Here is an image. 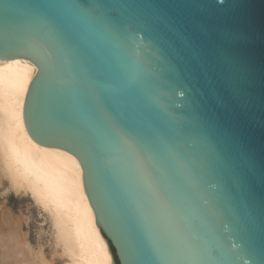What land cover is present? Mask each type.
<instances>
[{"label": "water", "instance_id": "1", "mask_svg": "<svg viewBox=\"0 0 264 264\" xmlns=\"http://www.w3.org/2000/svg\"><path fill=\"white\" fill-rule=\"evenodd\" d=\"M19 57L114 264H264V0H0Z\"/></svg>", "mask_w": 264, "mask_h": 264}, {"label": "bare ground", "instance_id": "2", "mask_svg": "<svg viewBox=\"0 0 264 264\" xmlns=\"http://www.w3.org/2000/svg\"><path fill=\"white\" fill-rule=\"evenodd\" d=\"M38 71L30 58H0V182L8 179L47 210L56 246L66 258L63 264H114L86 191L80 159L68 150L36 142L28 131L24 106ZM14 229L7 234L12 244H5L6 252L16 264H32L29 244Z\"/></svg>", "mask_w": 264, "mask_h": 264}, {"label": "rangeland", "instance_id": "3", "mask_svg": "<svg viewBox=\"0 0 264 264\" xmlns=\"http://www.w3.org/2000/svg\"><path fill=\"white\" fill-rule=\"evenodd\" d=\"M0 184V264H16L13 257L11 259V255H9L10 251L9 254L6 252V250L8 251L6 245L12 244L10 236L13 226L17 228L14 230H18L20 235L23 234L20 239L24 236L23 240L29 244L30 248L23 241L27 244V255L32 264H42L46 261L50 264H63L66 258L63 252L61 253L62 250L60 251L61 247L56 246L47 210L37 204L28 192L13 188L8 179L3 178ZM8 233L11 235H7ZM6 237L9 238V242ZM28 249H31L30 253ZM40 251L41 253H39ZM40 254L43 259L39 256Z\"/></svg>", "mask_w": 264, "mask_h": 264}]
</instances>
